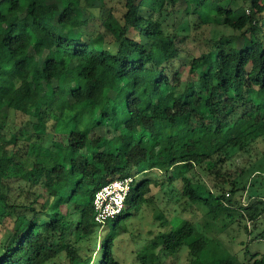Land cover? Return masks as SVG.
Instances as JSON below:
<instances>
[{
  "label": "trees",
  "instance_id": "obj_1",
  "mask_svg": "<svg viewBox=\"0 0 264 264\" xmlns=\"http://www.w3.org/2000/svg\"><path fill=\"white\" fill-rule=\"evenodd\" d=\"M182 1L126 0L116 17L105 0H0V114L15 127L10 140L0 134V264H120L115 232L96 256L80 248L104 228L95 194L117 179L134 178L126 209L159 197L184 212L203 205L213 219L264 217V150L231 173L264 140L250 132L264 122V0H187L188 25L214 18L238 33L199 56L180 34ZM164 211H154L149 246L159 258L186 246L191 264H246L222 259L192 222L172 224Z\"/></svg>",
  "mask_w": 264,
  "mask_h": 264
},
{
  "label": "rangeland",
  "instance_id": "obj_2",
  "mask_svg": "<svg viewBox=\"0 0 264 264\" xmlns=\"http://www.w3.org/2000/svg\"><path fill=\"white\" fill-rule=\"evenodd\" d=\"M98 3H101V0H97ZM126 0H105L106 6L113 10V13L116 17H121L125 12ZM187 0H183L180 3V11L183 16L179 20V23H182V27L179 28L181 36L186 37L187 40L183 41L186 45V48L195 56H199L202 52L208 50V43L213 40H217L220 37H233L238 33H235L233 30L217 26L214 24V18L211 19L210 24H201L199 21L195 20L194 17L190 21V25L187 24L186 16L182 11L186 9ZM48 9L56 8L54 3L49 4ZM243 10L240 14H244ZM248 14V11H246ZM190 19V18H189ZM184 22V23H183ZM186 22V23H185ZM75 24L74 22L72 23ZM95 29L92 26L93 30L104 31L101 29L99 23H95ZM183 44V45H184ZM108 49L115 50L116 47L113 44H107ZM188 58H183V63H187ZM176 68L179 69L180 65L178 62H175ZM182 69V68H180ZM187 73V68L184 69V76ZM71 84L68 82L66 84V92L70 91ZM87 95L90 96V91L87 92ZM17 96V94H16ZM18 97V96H17ZM179 96H172L169 100L178 99ZM36 101V100H35ZM110 108L107 110L109 112ZM11 120H7L0 114V134L3 135L7 140L11 139V133L15 130V127L11 124ZM106 131H115V125L113 122H110L109 126L106 129H103V132L106 134ZM254 136H260L264 134V122L257 126L256 128L250 131ZM264 150V140H260L254 150L251 152V155L248 156H237L233 161L234 167H231V173L237 170V167H242L247 163V158L252 162L259 159ZM34 159H30L28 166L32 168ZM251 162V163H252ZM6 160L3 159L2 164H5ZM236 168V169H235ZM198 177L204 176L201 174ZM148 178H151L154 181L166 182L161 173L153 172L150 173ZM51 179L48 178V181L45 183V186L50 184ZM260 182L264 184V180L261 178L257 179V186ZM167 189V187H166ZM259 190L257 188L254 191ZM254 191L247 190L242 192L241 196L238 197V201L242 202L243 205H246L250 201V195L254 194ZM60 193L59 188L55 190V193ZM229 197V195H227ZM232 198V197H230ZM182 203H173L166 205L165 200L161 201L160 198H157L155 206H147V204H140L136 208L125 209L122 216L118 217L116 220L109 221L106 226L99 232V235L95 238L94 241L81 244V253L83 255H93L96 256V252L102 245L103 238H107L113 232L117 234V240L115 244V256L120 264H143L144 257L148 252V262L152 264H191L189 257V251L186 246H184L178 254L171 256L169 258H159L155 251L150 249L151 240L157 235L158 230L156 226L159 224L154 219V211L157 208L165 210L166 218L171 221L172 224L177 225L181 220H188L195 225L197 232L205 237L209 242L210 250L220 251V257L222 259H227L231 257H237L241 261L249 264L251 258L264 256V217L258 222L257 226L248 224L246 220H239V216L234 211H224L217 219L207 217L209 209L203 205L197 204L193 206L190 210L184 212L181 207ZM157 207L155 210L153 208ZM190 208V207H189ZM231 212V213H230ZM214 217V215H211ZM208 223V225H207ZM248 224V228L246 225ZM115 225L117 228H114ZM149 247V248H148ZM89 250V251H88ZM59 264H69V262L63 257L60 260H57ZM206 264H211L209 261Z\"/></svg>",
  "mask_w": 264,
  "mask_h": 264
},
{
  "label": "built area",
  "instance_id": "obj_3",
  "mask_svg": "<svg viewBox=\"0 0 264 264\" xmlns=\"http://www.w3.org/2000/svg\"><path fill=\"white\" fill-rule=\"evenodd\" d=\"M133 181L132 177L114 180L95 194L94 218L98 225L103 227L123 215Z\"/></svg>",
  "mask_w": 264,
  "mask_h": 264
}]
</instances>
